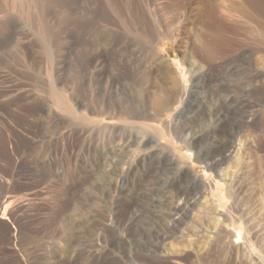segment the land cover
Wrapping results in <instances>:
<instances>
[{
  "label": "rangeland",
  "instance_id": "obj_1",
  "mask_svg": "<svg viewBox=\"0 0 264 264\" xmlns=\"http://www.w3.org/2000/svg\"><path fill=\"white\" fill-rule=\"evenodd\" d=\"M82 1L0 0V264H264V31L253 23L264 0H213L218 22L210 0H101L96 16ZM112 31L133 42L113 45ZM146 35L151 51L136 39ZM218 121H235L234 137L206 135L203 150L235 148L211 171L188 141ZM150 138L226 183L159 247L178 186H141L140 172L120 183ZM234 202L242 222L225 231ZM250 226L259 233L247 246Z\"/></svg>",
  "mask_w": 264,
  "mask_h": 264
},
{
  "label": "bare ground",
  "instance_id": "obj_2",
  "mask_svg": "<svg viewBox=\"0 0 264 264\" xmlns=\"http://www.w3.org/2000/svg\"><path fill=\"white\" fill-rule=\"evenodd\" d=\"M73 0H70V2H72ZM206 1V0H205ZM208 1V0H207ZM206 1V2H207ZM103 3V2H102ZM208 3V2H207ZM101 4V0H83L82 3L76 8L78 10H81L82 12L83 11H87L88 9L87 8H90V12H92L93 15L96 16V14L99 12L98 9L99 6ZM234 4V3H233ZM239 4V3H238ZM208 7H209V12H210V17L213 18V20L215 22H218L217 20H221V16L218 18V12L217 11H220L218 10V7L214 4L213 0H210L209 4H207ZM237 5V4H236ZM238 6V5H237ZM237 6H233V7H237ZM243 6V5H242ZM247 4L242 8V10H244L243 12H245L244 14H251L253 15V10H249L251 12L248 11V8H247ZM202 8V6H200ZM207 7V6H206ZM205 7V8H206ZM228 7V6H227ZM230 7V6H229ZM239 7H241V5H239ZM238 7V8H239ZM204 8V9H205ZM237 8V9H238ZM202 9V11L204 10ZM224 9V8H223ZM227 10V8H225ZM224 9V10H225ZM235 9V8H234ZM233 9V10H234ZM207 10V11H208ZM225 10V11H226ZM230 10V9H229ZM228 10V11H229ZM205 11V10H204ZM203 11V13H204ZM235 11V10H234ZM240 11V9H239ZM221 12V11H220ZM224 12V11H223ZM230 12H233L232 9ZM241 12V11H240ZM239 12V13H240ZM255 12V11H254ZM80 13V12H79ZM208 13V12H207ZM259 13V11H258ZM257 15H253V19H254V16L256 19H258V22L254 19L253 23H259L257 24L260 25L261 29L258 27V29H260L262 32L264 31V21L262 19V14L259 13ZM206 14V13H205ZM234 14V13H233ZM201 15V13H200ZM237 15V13H236ZM242 16L245 17V15L241 14ZM84 16V15H83ZM197 16V15H196ZM206 16H209V15H206ZM234 16V15H233ZM246 16V18H247ZM250 16V15H249ZM203 15L201 17H196V18H201L202 19ZM232 17V15H231ZM206 18V17H205ZM209 18V17H208ZM252 18V17H251ZM219 20V21H220ZM236 20V19H235ZM240 20V19H239ZM248 20V18H247ZM222 21V20H221ZM224 21V19H223ZM245 21V20H244ZM249 21V20H248ZM252 21V20H250ZM238 22V21H237ZM240 22V21H239ZM243 22V21H242ZM247 22V21H246ZM245 23V22H243ZM248 23V22H247ZM250 23V22H249ZM238 24V23H237ZM252 24V23H251ZM250 24V25H251ZM76 25V24H75ZM249 25V24H248ZM247 25V26H248ZM253 25V24H252ZM83 26L85 25H82L81 23L76 25V27L78 28H84ZM153 26V25H152ZM237 26V25H236ZM239 26V25H238ZM244 26V27H243ZM245 26V24L243 25L242 24V28L244 29V32L246 34H253V31L250 27H247ZM155 27V26H154ZM153 27V29H154ZM253 27V26H252ZM76 29V28H75ZM152 29V28H151ZM239 29V28H238ZM242 29V30H243ZM257 28L255 27L254 30H256ZM157 30V29H156ZM151 31V30H149ZM211 32V30H209ZM208 31V32H209ZM80 32V31H79ZM148 32V30H147ZM207 32V33H208ZM257 32V31H256ZM149 33V32H148ZM146 33V34H148ZM153 33V31L151 32V34ZM156 34V32H154ZM206 33V32H205ZM204 33V34H205ZM206 33V34H207ZM212 36L211 38H213V35L216 36V33L214 34V32L212 31ZM261 33V32H260ZM259 33V34H260ZM150 34V33H149ZM148 34V35H149ZM209 34V33H208ZM207 34V35H208ZM211 34V33H210ZM258 34V32H257ZM257 34H254L253 36L257 35ZM264 35V32L261 33V35ZM127 35V34H126ZM146 35L142 38H137L138 40L142 41L141 44H143V47L147 50V51H151V47H152V42L154 41V36H152L153 39L149 38V36ZM154 35V34H152ZM157 35V34H156ZM155 35V37L157 38V36ZM160 35V34H159ZM207 35L204 37L206 38ZM262 35V36H263ZM130 36V35H128ZM128 36H125L124 33L122 32H118V31H112L110 33V41L111 43L114 45V44H119L120 42H123V41H128L129 43H132L133 39L129 40V37ZM209 36V35H208ZM220 36V35H218ZM217 36V38H218ZM258 36V35H257ZM79 35H75V33L73 34H70L69 35V38H71V47L77 45L76 41H79ZM260 37V36H259ZM258 37V38H259ZM211 38H207L206 40L208 41L207 44L210 45L212 44L211 43ZM216 38V37H215ZM251 38V37H250ZM261 38V37H260ZM221 38L219 37L218 40H220ZM206 40H204L206 42ZM259 40V39H258ZM264 40V39H263ZM109 41V42H110ZM204 42V43H205ZM220 41H218L217 43H219ZM139 43V42H138ZM213 43H216V42H213ZM220 44V43H219ZM205 45V44H204ZM215 45V44H214ZM214 45L212 44L211 46L214 47ZM207 46V45H206ZM221 46V44H220ZM142 47V46H141ZM210 47V46H208ZM212 47V48H213ZM74 48V47H73ZM218 48V47H216ZM210 49V48H209ZM215 49V48H214ZM218 50V49H217ZM219 51H221L219 49ZM179 67V66H178ZM185 76V75H184ZM185 82V81H184ZM229 101V100H228ZM110 104V103H109ZM142 111V110H141ZM188 109L187 108H182V111L177 115V118H182V117H186V113H187ZM177 112V111H176ZM178 113V112H177ZM236 118V117H235ZM186 119V118H185ZM223 119V118H222ZM183 120V119H182ZM237 120V119H236ZM183 122V121H182ZM237 122V121H236ZM239 123V121H238ZM184 124V123H183ZM182 125V124H181ZM180 125V126H181ZM185 125V124H184ZM183 125V126H184ZM187 125V124H186ZM236 123L234 121V123H231L229 124L228 122H223V121H218L216 124L214 125H211L210 127H207L205 129L202 128V130L200 129V131H198L197 133L194 134V136L191 138V140L187 137L185 138L184 136V140L185 139H188L190 141L189 144L192 146V147H195L198 148V158L199 160L202 159L203 161V158L208 160L206 161L207 162V165H208V168L213 171L221 168L226 162H228V160L230 159L231 155H232V152L234 151V148H235V142L231 140H229V144H226L224 145L222 151H216V150H211L209 146H207V149L203 150L204 149V146L206 144V141L204 139V136L206 135H210L212 134L213 136V142L211 144L215 145L216 143H218L219 141L222 140V137H230V138H233L234 137V129L236 128ZM189 126V125H188ZM186 126V127H188ZM242 126V125H241ZM177 127V126H176ZM174 127V128H176ZM185 127V128H186ZM202 127V126H201ZM239 128V127H238ZM184 129V128H183ZM181 128V131L183 130ZM188 129V128H187ZM120 131V130H119ZM176 131V129H175ZM179 131V129H178ZM176 131V133L178 132ZM180 131V132H181ZM186 131V130H184ZM112 132V131H111ZM185 133V132H183ZM118 134H120L118 132ZM179 133H177L178 135ZM182 134V133H181ZM180 134V135H181ZM185 134H188V133H185ZM176 136V135H175ZM182 136V135H181ZM178 137V136H177ZM227 137V138H228ZM179 138V137H178ZM181 138V137H180ZM181 140V139H180ZM183 140V142H185ZM128 145L131 146V145H134V143L136 141L133 142L132 139H128ZM177 141V140H176ZM182 141V140H181ZM186 141V143H187ZM142 143V144H141ZM141 149L139 150V152H136V154L134 155V158H133V161L132 163L130 164L128 170H127V173L124 174V176H122L120 178V183H121V187L124 189L126 187V185L130 182V180L133 178L134 174L136 172H140L141 174V186L145 184L146 180H150L151 178L155 177V180H154V186L155 188L157 189H160V188H164V187H168L170 185H177L178 188L175 192V199H174V202H173V206H172V216H171V219H170V222L168 224H166L162 229H160L158 232H157V242L155 243H158V247L161 246V242L164 243V241L169 237V236H172L173 234H175L181 227L182 225L186 222V219L187 217L189 216L190 212H192L194 209V206H197L200 204L201 200H202V197L207 195V193H217L219 190H221L220 188H223L224 187V181L223 179L218 176L217 174H213L214 176L210 177L209 180H205L203 176H196L192 173V170H191V166L188 164V163H184L182 161H180L179 159H177V157L175 156V154L173 152H171V150L165 148H161L160 147V143L158 141H155L153 139H147L145 141H141ZM213 147V146H212ZM217 147V146H216ZM206 148V147H205ZM201 161V160H200ZM149 162V164H148ZM220 174V173H219ZM140 179V178H139ZM149 182V181H148ZM226 184V183H225ZM223 186V187H222ZM152 187V186H151ZM166 187V188H167ZM174 187V186H173ZM172 189V188H171ZM144 190V189H143ZM151 190V189H150ZM167 190V189H166ZM159 191V190H158ZM157 191V192H158ZM139 192V191H138ZM143 192V191H142ZM142 192H139L138 193V197L139 198H145V193H142ZM150 192V191H149ZM156 192V190L154 191ZM170 192V191H169ZM231 192V191H230ZM229 192V193H230ZM172 192H170V195H171ZM228 193V192H227ZM226 194H223L221 196H219L217 198V201L216 203L217 204H223L225 201H227L228 199V195ZM166 195V194H165ZM173 195V194H172ZM157 196V195H156ZM167 196H169V194H167ZM236 196V195H235ZM234 196V197H235ZM158 197V196H157ZM160 197H163V194L162 196L160 195ZM232 197V196H231ZM164 198V197H163ZM163 198H159L158 199H163ZM173 198V196H172ZM138 199V198H137ZM141 199V200H143ZM156 199V198H155ZM167 199V198H165ZM171 200V199H170ZM235 200V199H234ZM162 201V200H161ZM236 201H237V198H236ZM137 202V201H136ZM145 202V201H144ZM138 203V202H137ZM136 203V204H137ZM150 203V202H149ZM157 202L154 201V203H152L154 206ZM162 203V202H161ZM151 204V203H150ZM148 205V202H147V205L151 207V205ZM163 204H166V203H163ZM135 205V204H134ZM143 205V204H142ZM146 205V206H147ZM157 205V204H156ZM144 206V205H143ZM147 206L146 209H148L149 207ZM158 206V205H157ZM223 206V205H222ZM153 207V206H152ZM214 207V206H213ZM156 208V206H155ZM154 208V209H155ZM138 210V209H137ZM142 210V209H141ZM150 210V209H148ZM239 210H240V203L239 202H234L232 205L229 206V208L226 210V211H223L222 212V217L224 219V221L226 222V227H225V231L226 230H229L230 228H239L240 227V223L242 222V216L241 214L239 213ZM155 211V210H154ZM139 212V211H138ZM147 212V211H146ZM152 212V210H151ZM153 213V212H152ZM137 214V213H136ZM144 213L139 212L138 213V217L139 218H143ZM148 214V213H147ZM244 214V213H243ZM151 215V214H149ZM148 215V216H149ZM246 215V214H245ZM146 217V216H145ZM246 217V216H245ZM151 218V217H150ZM137 220V219H136ZM152 220V219H151ZM146 221V219H145ZM223 221V222H224ZM247 221V220H246ZM224 222V223H225ZM250 222V221H249ZM252 222V221H251ZM136 224V223H135ZM144 224V223H143ZM141 225V224H140ZM250 225V224H249ZM136 226V225H135ZM225 226V225H224ZM142 227V226H141ZM147 227V226H146ZM162 227V226H161ZM150 228V227H149ZM139 229V228H138ZM147 229V228H146ZM154 229V228H153ZM252 230V233L248 232V230L246 231V235H245V244L248 246V245H252L254 243V240H255V237H257L258 233H257V230H255L254 228H252L250 226V228ZM131 232V231H130ZM138 232V231H137ZM149 233V232H148ZM140 234V233H139ZM143 234V233H142ZM252 234V235H250ZM136 236V235H135ZM124 237V236H123ZM127 237V236H126ZM155 237V236H154ZM220 237V236H219ZM222 237V236H221ZM129 238V237H128ZM135 238V237H134ZM139 238V236H138ZM151 238V237H150ZM150 238L149 241H150ZM121 239V238H120ZM220 240V239H219ZM117 241V240H116ZM120 241V240H118ZM128 242V241H127ZM146 243V242H145ZM163 243H162V246H163ZM143 244V243H142ZM127 245V244H126ZM145 245V244H144ZM148 245V244H147ZM146 246V245H145ZM148 246H150V248L154 245H152V243H150ZM156 247V246H155ZM155 249V248H153ZM159 249V248H158ZM152 250V248H151ZM157 250V249H155ZM154 251V250H153ZM148 252V251H147ZM162 258V257H161Z\"/></svg>",
  "mask_w": 264,
  "mask_h": 264
}]
</instances>
